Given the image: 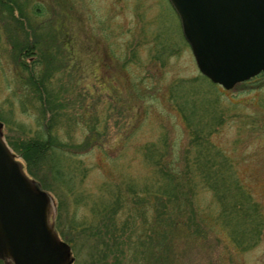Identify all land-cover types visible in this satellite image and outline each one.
Returning <instances> with one entry per match:
<instances>
[{"label": "rangeland", "instance_id": "1", "mask_svg": "<svg viewBox=\"0 0 264 264\" xmlns=\"http://www.w3.org/2000/svg\"><path fill=\"white\" fill-rule=\"evenodd\" d=\"M48 75L37 90L31 77ZM203 76L168 0H0L3 139L53 196L71 264H264V74L232 89ZM194 102L199 126L215 105L202 134L259 206L249 245L219 224L205 184L156 196V160L180 172L193 151ZM48 127L66 151L61 178L50 155L28 167L19 152Z\"/></svg>", "mask_w": 264, "mask_h": 264}, {"label": "water", "instance_id": "2", "mask_svg": "<svg viewBox=\"0 0 264 264\" xmlns=\"http://www.w3.org/2000/svg\"><path fill=\"white\" fill-rule=\"evenodd\" d=\"M202 73L232 89L264 71V0H168ZM0 122V260L71 264L70 246L52 222L53 196L24 171Z\"/></svg>", "mask_w": 264, "mask_h": 264}, {"label": "trees", "instance_id": "3", "mask_svg": "<svg viewBox=\"0 0 264 264\" xmlns=\"http://www.w3.org/2000/svg\"><path fill=\"white\" fill-rule=\"evenodd\" d=\"M30 54H32L31 51ZM48 77L50 76L34 79L32 76L31 79L34 81L37 90H41L40 87L44 90L47 86L46 84H48ZM204 80H207V78L204 77ZM207 105L210 109H208ZM207 105L202 106L204 109H201V112L205 111L207 113L205 115H209L208 121L201 126L196 124L200 120V114L198 115L200 106L198 107L196 102L184 114L189 124L194 123L195 126L190 134V149L193 151L188 150L184 155L183 167L185 168L181 169L180 172H175L171 169L170 165H165L159 159L156 160L157 167L159 166L162 170L161 178L156 177V183L159 185V188L156 190V196L160 195L171 199L177 196V193L181 194L184 187L190 193L193 191L195 184H205L206 188L213 193L217 203L220 205V210L216 214L219 224L230 227V236L237 244L247 241V245H249L250 240L258 237V234H260L261 213L259 206L251 202L250 192H247L242 187L232 168L230 170V163L227 158L202 134V128L209 127L208 130H211L218 123L217 121L215 122L216 117L212 113V106L215 105L211 106L208 102ZM181 111L183 110L181 109ZM0 119L3 120L1 116ZM50 132V127L40 132L37 131L34 136L36 139L34 138L32 141L19 145V152L27 162L28 167V164L32 165L35 162H40L47 155H50L52 169L61 178L64 176L61 169L63 166L62 157L66 154V151L64 152L59 142L55 143V140L50 137L52 133ZM148 150L151 151L150 156H156V154L152 153L154 148L149 147ZM166 167L167 169H165ZM30 176L32 175L30 174ZM183 197H187V195L183 194ZM150 252V255H153V251Z\"/></svg>", "mask_w": 264, "mask_h": 264}, {"label": "flooded vegetation", "instance_id": "4", "mask_svg": "<svg viewBox=\"0 0 264 264\" xmlns=\"http://www.w3.org/2000/svg\"><path fill=\"white\" fill-rule=\"evenodd\" d=\"M261 74H264V72H263V73H261Z\"/></svg>", "mask_w": 264, "mask_h": 264}]
</instances>
